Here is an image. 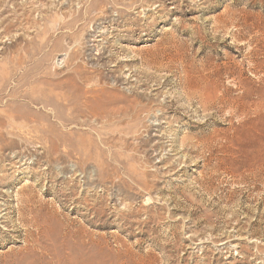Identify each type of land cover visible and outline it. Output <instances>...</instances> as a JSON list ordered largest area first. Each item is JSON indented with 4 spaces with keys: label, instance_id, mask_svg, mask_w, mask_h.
Returning a JSON list of instances; mask_svg holds the SVG:
<instances>
[{
    "label": "rangeland",
    "instance_id": "1",
    "mask_svg": "<svg viewBox=\"0 0 264 264\" xmlns=\"http://www.w3.org/2000/svg\"><path fill=\"white\" fill-rule=\"evenodd\" d=\"M0 264H264V0H0Z\"/></svg>",
    "mask_w": 264,
    "mask_h": 264
},
{
    "label": "bare ground",
    "instance_id": "2",
    "mask_svg": "<svg viewBox=\"0 0 264 264\" xmlns=\"http://www.w3.org/2000/svg\"><path fill=\"white\" fill-rule=\"evenodd\" d=\"M148 200V199H147Z\"/></svg>",
    "mask_w": 264,
    "mask_h": 264
}]
</instances>
